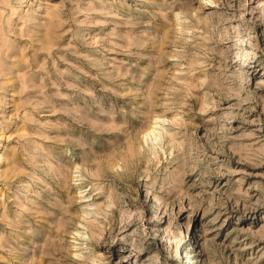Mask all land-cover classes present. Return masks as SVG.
<instances>
[{"label":"rangeland","instance_id":"obj_1","mask_svg":"<svg viewBox=\"0 0 264 264\" xmlns=\"http://www.w3.org/2000/svg\"><path fill=\"white\" fill-rule=\"evenodd\" d=\"M0 264H264V0H0Z\"/></svg>","mask_w":264,"mask_h":264}]
</instances>
